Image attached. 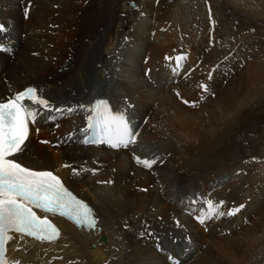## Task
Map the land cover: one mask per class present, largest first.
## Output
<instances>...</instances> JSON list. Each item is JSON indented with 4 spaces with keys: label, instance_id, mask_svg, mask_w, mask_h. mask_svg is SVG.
<instances>
[{
    "label": "bare ground",
    "instance_id": "6f19581e",
    "mask_svg": "<svg viewBox=\"0 0 264 264\" xmlns=\"http://www.w3.org/2000/svg\"><path fill=\"white\" fill-rule=\"evenodd\" d=\"M128 1L0 0L7 27L0 33V100L34 85L62 110L39 117V131L33 129L15 158L54 171L97 219L96 229L83 230L56 217L61 234L53 241L11 234L8 264H169L168 253L180 264H247L243 255L264 239V139L253 140L255 158L246 152L228 160L241 141L232 139L228 109L236 102L227 93L247 84L250 71L222 62L211 26H185L180 7L170 23L164 5L134 9ZM242 1L247 11L259 7L255 0ZM207 13L203 18L210 21ZM9 41H17L19 50L12 51ZM229 69L237 72L222 81L221 72ZM99 96L135 122L134 145L112 149L82 142L89 113L77 106ZM259 120L264 125V112ZM41 134L51 143L38 144ZM134 156L158 159L146 169ZM231 190L233 200L224 199ZM208 199L224 201L225 212L245 207L201 225L195 217Z\"/></svg>",
    "mask_w": 264,
    "mask_h": 264
},
{
    "label": "snow or ice",
    "instance_id": "6c2138e0",
    "mask_svg": "<svg viewBox=\"0 0 264 264\" xmlns=\"http://www.w3.org/2000/svg\"><path fill=\"white\" fill-rule=\"evenodd\" d=\"M27 14L26 9L25 16ZM4 32L6 28L0 24V33ZM0 50H4L3 46H0ZM184 58L182 56L176 58L173 73L181 67L180 61ZM218 67L219 65L216 66ZM211 78L210 72L209 79ZM200 87L203 93H209L206 84H201ZM183 102L186 105L190 103L186 100ZM191 106H197L196 102H191ZM77 107L89 113L86 117L87 126L81 130L86 134L82 141L84 144L126 149L136 143L139 132L133 130L124 114L111 112L106 100L97 99L91 105L81 104ZM74 110L66 109L69 112ZM54 111L62 110L56 109L49 100L41 97L34 87H26L0 100V264H8L5 259V245L13 238L9 233L22 234V237L26 235L40 241H53L59 238V229L47 214L65 217L77 227L96 229L97 221L93 210L69 191L58 176L52 171L29 169L14 159L17 154L24 151L30 133L29 125L35 124L40 116ZM49 119L55 120L56 117L49 115ZM89 132L92 133L91 136L87 135ZM134 159L138 165L151 169L158 158L149 160L134 156ZM77 171L74 169V174ZM196 202L195 199L191 201ZM224 204V201L214 202L208 199L195 218L198 223L205 225L206 221L214 218L235 216L245 207L241 204L225 212L221 210ZM36 210L45 215H38ZM167 256L169 264H180L178 257H173L170 253Z\"/></svg>",
    "mask_w": 264,
    "mask_h": 264
},
{
    "label": "rangeland",
    "instance_id": "374dc122",
    "mask_svg": "<svg viewBox=\"0 0 264 264\" xmlns=\"http://www.w3.org/2000/svg\"><path fill=\"white\" fill-rule=\"evenodd\" d=\"M120 1L121 0H116V2L118 3ZM140 1L143 2L142 9H143V5L144 6H148L151 4L155 5L156 3H157L156 7L161 4L164 5L166 8L170 9V16L168 14L167 19L165 18L167 21L170 20V23H174L173 20L179 14L181 8L183 12L182 19L184 21L185 26L192 27V26L201 25L202 27L204 26L207 27L208 25L209 28L211 26V34L213 36V41L221 48L219 52L221 61L222 62L226 61L225 63L229 61L231 68H234L235 70H238L239 67L240 68L247 67L244 70L246 72L249 71L251 72L248 73L249 81L247 84H244L241 87V89H237V90H235V88L232 87V89L227 93L230 97V100L233 98L234 101L236 102V105L232 107V110L228 109L230 112L229 115L231 119V121L229 122L230 128L233 130L232 139L237 140V142H239L238 140L241 141L238 143L239 145L235 144L236 145L235 147L237 146L238 147L235 148L233 156H230L228 160L234 161L239 157V155L246 152H249L248 155L250 156L252 154V147H254L253 140H258L259 137L264 139V131H263L264 125H259L261 119L257 121L260 118L261 113L263 114L264 112V75H263L264 69L262 68L264 64V11H262L264 10L263 9L264 0H255V4L256 3L259 4V7L255 6L254 9H251V11L253 12L244 9L242 5L243 1L241 2V0L239 1L232 0L233 2L229 0L230 3L227 0H201V1L200 0H192V1L191 0L189 1L188 0L185 1L184 0H140ZM116 2L114 3L119 13V6L118 3ZM199 2H202V4L204 5L203 6L204 10L202 12L201 11L199 12L198 9L200 4ZM226 2L228 3L226 4ZM256 9L257 11H255ZM206 11L208 12L207 14L208 17L210 18L209 19L210 21L208 20L206 21L205 17L203 18V15L205 14ZM119 15L121 14L119 13ZM1 38L4 39L3 36ZM187 41H189V39H187ZM17 44H18L17 41L10 42L9 46H11L10 48L13 49L12 51L19 50ZM10 55H11L10 57H12L13 54L10 53ZM226 57L228 58L227 60H225ZM234 69L231 70L229 69L227 73L221 72L220 76L222 81L226 75L235 74L237 71H234ZM254 78L256 80H254ZM228 95H226V97H228ZM243 114L246 116H244ZM234 116L236 117V119L241 120V124L238 125L235 123ZM59 129L60 127H58V129L55 127V131H59ZM261 132L262 134H260ZM41 136L42 134L39 136L38 139H36L38 144L47 146L48 143H51L41 139ZM67 143H69V141ZM53 145H54L53 143L50 144L51 147ZM252 155L255 158V153H253ZM232 192L233 191L231 190L226 196H224V199L233 200ZM205 233L207 235L211 234V232L207 229L205 230ZM254 243L249 248L251 251L248 250L250 252L247 251L246 252L247 256L246 254H244L242 258L244 262H246L247 264H264V239L262 242L257 243L256 241ZM184 252H185L184 255H187L189 252V248H184Z\"/></svg>",
    "mask_w": 264,
    "mask_h": 264
},
{
    "label": "water",
    "instance_id": "95a60500",
    "mask_svg": "<svg viewBox=\"0 0 264 264\" xmlns=\"http://www.w3.org/2000/svg\"><path fill=\"white\" fill-rule=\"evenodd\" d=\"M128 2H129V6L134 9L135 8L138 9L139 4H141L138 0H129Z\"/></svg>",
    "mask_w": 264,
    "mask_h": 264
}]
</instances>
